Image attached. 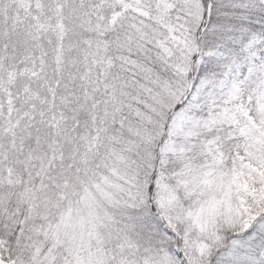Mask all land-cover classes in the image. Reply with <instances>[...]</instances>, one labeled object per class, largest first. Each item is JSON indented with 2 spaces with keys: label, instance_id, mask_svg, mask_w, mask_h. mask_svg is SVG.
Segmentation results:
<instances>
[{
  "label": "snow or ice",
  "instance_id": "obj_1",
  "mask_svg": "<svg viewBox=\"0 0 264 264\" xmlns=\"http://www.w3.org/2000/svg\"><path fill=\"white\" fill-rule=\"evenodd\" d=\"M0 264H264V0H0Z\"/></svg>",
  "mask_w": 264,
  "mask_h": 264
}]
</instances>
